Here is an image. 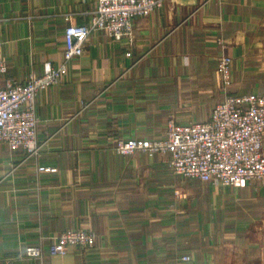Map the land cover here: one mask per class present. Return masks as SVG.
I'll use <instances>...</instances> for the list:
<instances>
[{
	"label": "crops",
	"instance_id": "0c3cea01",
	"mask_svg": "<svg viewBox=\"0 0 264 264\" xmlns=\"http://www.w3.org/2000/svg\"><path fill=\"white\" fill-rule=\"evenodd\" d=\"M96 6L0 0L8 76L58 66L65 28L89 24ZM222 56L232 59L223 89ZM224 93L264 94V0H165L132 20V35L91 32L62 81L37 99L38 149L0 142V264H264V185L185 178L168 155L113 148L162 138L170 118L203 122ZM77 228L95 235L90 250L24 255Z\"/></svg>",
	"mask_w": 264,
	"mask_h": 264
},
{
	"label": "built area",
	"instance_id": "2783aa9c",
	"mask_svg": "<svg viewBox=\"0 0 264 264\" xmlns=\"http://www.w3.org/2000/svg\"><path fill=\"white\" fill-rule=\"evenodd\" d=\"M164 1L97 0L89 24H70L65 28L61 63L53 66L45 61L41 74L29 73L24 81L8 76L6 63L0 57V142L11 150L22 148L35 152L38 149L37 99L44 89L62 81L68 64L82 55L88 35L97 30L117 40L132 35V20L148 16ZM231 64L229 56H222L218 61L222 89L230 84ZM263 137L264 94L224 93L203 122L181 124L170 118L162 138L118 139L113 148L122 155L135 152L168 155L169 168L175 174L241 189L250 182L264 185ZM94 240L95 235L89 230L66 229L54 237L46 250L39 244L29 245L24 255L64 256L71 247L90 250ZM189 259L188 255L181 258Z\"/></svg>",
	"mask_w": 264,
	"mask_h": 264
},
{
	"label": "rangeland",
	"instance_id": "374dc122",
	"mask_svg": "<svg viewBox=\"0 0 264 264\" xmlns=\"http://www.w3.org/2000/svg\"><path fill=\"white\" fill-rule=\"evenodd\" d=\"M224 241V240H223Z\"/></svg>",
	"mask_w": 264,
	"mask_h": 264
}]
</instances>
